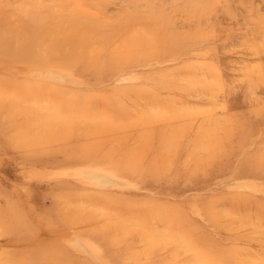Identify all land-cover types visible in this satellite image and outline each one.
I'll return each mask as SVG.
<instances>
[{"label":"rangeland","instance_id":"obj_1","mask_svg":"<svg viewBox=\"0 0 264 264\" xmlns=\"http://www.w3.org/2000/svg\"><path fill=\"white\" fill-rule=\"evenodd\" d=\"M0 264H264V0H0Z\"/></svg>","mask_w":264,"mask_h":264}]
</instances>
